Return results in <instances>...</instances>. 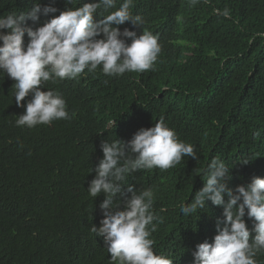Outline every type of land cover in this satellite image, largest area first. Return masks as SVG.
I'll use <instances>...</instances> for the list:
<instances>
[{
    "label": "trees",
    "instance_id": "obj_1",
    "mask_svg": "<svg viewBox=\"0 0 264 264\" xmlns=\"http://www.w3.org/2000/svg\"><path fill=\"white\" fill-rule=\"evenodd\" d=\"M88 2L55 0L54 6L63 11ZM122 2L98 9V18ZM32 3L0 0V16L27 12ZM130 11L143 18L142 30L159 37L153 68L110 76L98 67L46 82L42 90L65 98L68 119L16 126L25 108L16 105L15 81L0 73V264H112L103 237L91 231L103 219L104 194L92 198L87 191L103 158L100 143L127 142L161 118L195 145L198 159L138 170L125 184L154 190L153 210L161 219L153 222V247L173 264H192L196 245L217 234L221 207L208 201L189 216L179 208L203 187L212 158L232 167L227 184L233 190L253 176L264 178V0H133ZM118 27L140 33L128 22ZM110 120H117L114 128ZM255 259L264 264V251Z\"/></svg>",
    "mask_w": 264,
    "mask_h": 264
},
{
    "label": "clouds",
    "instance_id": "obj_2",
    "mask_svg": "<svg viewBox=\"0 0 264 264\" xmlns=\"http://www.w3.org/2000/svg\"><path fill=\"white\" fill-rule=\"evenodd\" d=\"M76 2L64 0L66 5ZM54 3L50 0L42 5L33 0L27 12L0 16V73L15 81L16 105L25 108L16 116L18 127L33 128L69 118L65 98L55 90H42L46 82L73 79L85 69L94 72L98 67L110 76L144 72L153 68L161 52L159 37L142 30L143 18L130 11L133 0H123L119 8L102 18H98V9L114 8L116 0H92L63 11ZM57 12L59 15H53ZM222 14L229 15L227 10ZM42 17L50 18L40 23ZM125 22L139 29V35L118 27ZM26 97L31 98L21 104ZM116 122L110 120L108 126L114 128ZM100 149L103 158L87 191L92 198L104 194L99 205L103 219L91 231L103 237L112 264H173V259L157 254L153 247V222L161 219L153 210L154 190H137L125 182L138 170H167L183 157L197 160L195 145L181 140L161 118L152 127L139 128L127 142L102 140ZM249 161L244 159L242 164ZM231 168L219 156L212 158L204 169L203 187L190 203L179 205L184 216L207 207L208 201L222 208V219L216 221L217 234L211 243L205 239L196 245L192 264H258L255 257L264 251V178L253 176L249 183L233 190L227 184ZM246 217L252 221L251 228Z\"/></svg>",
    "mask_w": 264,
    "mask_h": 264
}]
</instances>
